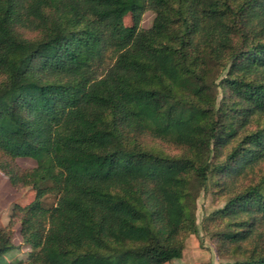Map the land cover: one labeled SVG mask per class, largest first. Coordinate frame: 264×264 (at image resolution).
<instances>
[{
	"label": "trees",
	"instance_id": "1",
	"mask_svg": "<svg viewBox=\"0 0 264 264\" xmlns=\"http://www.w3.org/2000/svg\"><path fill=\"white\" fill-rule=\"evenodd\" d=\"M0 172L35 190L0 264L17 223L21 264L181 259L228 182L217 239L264 264V0H0Z\"/></svg>",
	"mask_w": 264,
	"mask_h": 264
},
{
	"label": "rangeland",
	"instance_id": "2",
	"mask_svg": "<svg viewBox=\"0 0 264 264\" xmlns=\"http://www.w3.org/2000/svg\"><path fill=\"white\" fill-rule=\"evenodd\" d=\"M155 13L153 10H147L139 23L140 28L151 27ZM126 25H134L132 13L125 17ZM169 154L179 153L176 149H170L164 145L160 146ZM18 163L25 168L37 166V161L30 157H19ZM243 182H239V187ZM235 187V188H236ZM234 188L230 182L226 185L225 191ZM225 191H221L214 184L201 189L196 199V223L198 232L188 234L184 254L181 259H174L165 264H231L234 260L230 249L220 244L216 232L221 228V221L215 220L213 214L219 210L228 197ZM35 197V190L31 186L17 189L12 186L6 175L0 172V228L7 226L13 214L15 205H25L31 202ZM56 202L54 196L44 198V204L51 206ZM12 242L15 248L5 254L8 264L25 263L30 255L31 247L23 243L20 234V225L14 224L12 227Z\"/></svg>",
	"mask_w": 264,
	"mask_h": 264
}]
</instances>
